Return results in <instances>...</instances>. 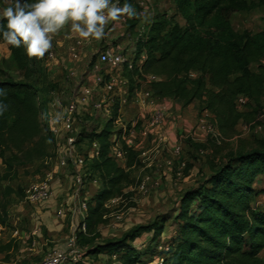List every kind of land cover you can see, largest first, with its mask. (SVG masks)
Returning <instances> with one entry per match:
<instances>
[{
	"label": "trees",
	"instance_id": "trees-1",
	"mask_svg": "<svg viewBox=\"0 0 264 264\" xmlns=\"http://www.w3.org/2000/svg\"><path fill=\"white\" fill-rule=\"evenodd\" d=\"M124 2L120 0L119 5ZM128 2L136 11L139 9L137 0ZM172 2L175 16L182 17L186 24L182 27L168 19L167 13L150 19V25L135 42L137 60L142 54L145 60L140 68L124 72L130 93L141 87L139 81L156 77L158 80L149 84L154 98L172 99L184 107L198 102L200 115L208 111L213 116L217 133L232 137L237 126L250 116L238 107L239 98L246 99V106L257 113L262 110L264 32L240 34L230 18L235 13L264 9V0ZM135 17L141 26L144 20ZM0 23L6 24V20ZM11 56L17 68L26 73L27 80L0 82V87L7 90L3 102L8 105V110L0 115V194L6 197L20 193L4 187V183L16 179L19 170L29 163L48 157V147L56 143L41 108L38 88L29 81L36 74L34 58L27 55L23 46H11ZM252 65L259 66L257 72L252 71ZM116 106L120 110V104ZM117 117L118 114L112 121ZM109 134L104 129L100 139L107 140ZM95 143L100 144L99 155H86L91 159L86 164L92 176L98 175L103 190L86 204L85 217L80 215L83 218L76 234L78 246L85 257L117 254L122 264H141L143 256L138 246L132 244L144 233L154 232L158 237L154 236L153 241L160 240V228L137 226L120 239L108 241H100L98 230L107 224L103 214L106 203L121 194V187L130 178L126 170L138 165L139 154L123 145L124 168L101 143ZM263 171L264 149L253 150L225 161L203 185L187 192L174 215L176 236L167 243L169 250L156 259L153 257L151 264H159L162 257L164 264H264L260 256L264 251V210L253 204L254 185ZM195 202L197 207L193 208ZM6 223L5 207L4 213H0V225ZM9 251L8 245L0 243V255ZM149 254L155 256L157 250Z\"/></svg>",
	"mask_w": 264,
	"mask_h": 264
},
{
	"label": "rangeland",
	"instance_id": "rangeland-1",
	"mask_svg": "<svg viewBox=\"0 0 264 264\" xmlns=\"http://www.w3.org/2000/svg\"><path fill=\"white\" fill-rule=\"evenodd\" d=\"M119 1L113 0V2L118 3ZM151 2L148 6L150 19L167 13L168 19H172L182 27L185 26L184 19L180 16H175V11L170 8L166 0H151ZM10 3L11 0H0V9L9 6ZM122 18L118 22L109 21L104 26L105 36L99 41L80 38L78 34L72 31L71 23L69 22L63 29L53 35L52 48L44 57L39 59L33 57L36 74L29 81L33 82L38 88L41 108L46 122L50 118H53V115H60V113L63 115V119L67 120L69 107L73 103H76L79 94L82 93L81 91H84L86 87L92 89V97H89V99L91 98L89 107L91 114H93L92 120L88 121L87 117L90 118L91 116L87 112H84V108L81 106L77 107V112L72 118L79 125L78 133L82 129L86 135L84 138L87 140V146L81 149L85 153H91L92 155L94 152L93 145L91 146L93 141L94 144L95 142L101 143L108 150L110 156L116 157L117 144L121 145L122 143L120 137L123 126L129 127L134 122L145 124L146 120H148L146 117L143 121L142 117L135 113L137 110L132 113L135 109H138L137 106L141 99H144L142 96L147 92L148 85L143 81L142 86L138 88L139 96L131 94V97L127 99L126 105L123 103L124 105L121 110H117V106H108V97H106L107 101L101 111L94 108V105L100 104L102 99L101 87L96 82L97 76L93 73L100 54L109 47L119 44L132 50L136 47L135 42L140 29V26L138 28L137 25L139 20L136 17H132L124 22ZM230 22L234 30L240 34L244 32L259 34L264 32V9L235 13L231 16ZM75 48L76 50H74ZM258 68V65H252L251 67L254 72H257ZM103 72L102 67L97 71L98 74ZM8 80L18 82L26 81L27 79L26 73L20 71L12 60L11 46L0 38V82ZM52 105H55V107H52ZM193 105L199 114L197 123L188 132L177 134V143L181 144L178 145L181 147H179L181 149V156L175 157L174 153L178 148H170L169 142H162V138L158 139L157 133L149 138L139 137L136 140L139 163L134 168L126 170L130 176L129 182L121 187V194L118 197L107 202L105 205L103 214L107 219V224L101 225L98 228L101 234L100 241L120 239L137 226H152L156 230L160 228V240L153 241L154 236L157 235L151 232L144 233L138 238L136 243L132 244L138 246V251L143 256L141 264H151L152 261H155L152 258L156 259L161 253H164L169 240L176 236L174 215L180 209L181 198L187 192L203 185L214 173L219 171L225 161L235 158L239 154L264 149V98L261 101L262 110L260 113H257L256 109L246 105L240 107L243 113L250 116L245 122L243 121L237 126L234 135L229 138L222 137L220 134L208 135L197 131L198 122L203 118V115L199 113L200 104L195 102ZM106 109L109 110V114L105 112ZM79 112H81L80 115L78 114ZM204 113L206 115V112ZM116 114L119 117V119L117 117L118 123L115 120L112 121V119H115L114 116ZM206 121L212 123V118L206 117ZM104 129H108L110 132L107 140L100 139V135ZM75 134L77 135V132ZM202 136L204 138L199 140ZM64 139L65 142L61 145L68 146L67 141L69 142L71 138ZM72 139L75 142V146L69 145L70 151L74 152L77 140L76 138ZM157 141L162 142L163 145L158 146ZM57 149L56 143L55 146L48 147V157L29 163L28 169L26 168L27 170L22 169L16 179L7 182L20 193V196L14 194L6 197L4 194H0V213H4L5 207L10 212H16L18 207L17 197L25 198L26 196L21 187L24 190H28L31 185L47 179V176H50V180L52 179V191L56 181L61 178V186L63 185L61 192L67 191L68 193L69 191V195L72 194L73 197L76 195L77 199L85 201L86 204L96 199L97 195L103 190V187L101 181L98 179V175L92 176L87 171L86 163L91 159H88L86 155L79 153V156H76V162H78V159H84L85 161L81 167L75 163L74 159H70L71 156L65 155L64 161L66 162L65 167H67V171L65 170L62 173V170L58 169L56 172L50 171L49 174L46 173L47 169L55 163L52 160L55 157L58 158V154H56ZM51 157L54 158L52 159ZM61 158L59 156L58 160L60 163L62 161ZM174 158L175 167L172 170L167 169L165 165L166 161L173 160ZM119 163L122 167H126V162L120 161ZM145 163L146 165L148 164L149 168L146 167ZM89 164L92 165L91 162ZM151 164H153L152 167H150ZM182 164H186V167L182 168ZM1 171H5L2 165ZM164 173H166V176H164ZM85 174H90L91 177L85 179L87 182L78 193L76 177L78 175L85 177ZM66 175L72 178L67 177L66 179ZM145 178H149L150 181L146 190H141V185ZM4 186H6V183H4ZM254 190L256 193L253 197V204L260 210H264V171L257 177ZM21 191L24 193H21ZM63 194L65 195V193ZM196 207L197 203L195 202L193 208ZM77 215L78 217L82 215L80 210L76 212L75 216ZM83 217H85V214ZM83 217L80 216L79 219ZM0 243H7V238H1L0 236ZM155 249L157 250V254L151 256L149 253L155 251ZM14 250L9 256L0 260L4 262L8 261L11 264H21L16 255L17 247H14ZM260 256L264 260V251ZM85 258L80 264L86 261ZM118 258L117 254H114V259H112V256L102 254V262L100 264H122ZM89 262L90 260H87V263Z\"/></svg>",
	"mask_w": 264,
	"mask_h": 264
},
{
	"label": "crops",
	"instance_id": "crops-1",
	"mask_svg": "<svg viewBox=\"0 0 264 264\" xmlns=\"http://www.w3.org/2000/svg\"><path fill=\"white\" fill-rule=\"evenodd\" d=\"M147 91H149V87L147 86ZM83 92V91H81ZM92 97V96H90ZM144 99H141L138 109L136 110V114L141 116L140 118L143 120L146 117L149 118L156 111L160 110L162 107H167L166 117L163 123L158 128V139L162 138V142H169L170 148H178L181 147L177 143V134H182L183 132H188L192 129L197 120L199 118V114L195 106L192 104L188 107H184L180 102H177L172 99H148L142 96ZM90 101L86 105L81 106L84 108V112H87L90 118L87 117L91 121L93 114H91L90 109ZM79 115L81 112L78 113ZM63 115H53V118L47 120L48 126L55 136L56 145L58 146L56 154H58V158L51 157L55 162L53 166L47 169L46 173H50V171L62 170V173L65 172L66 162L65 155L71 156V160L74 159L76 162V156L78 154L82 155H90L93 157L91 153H85V151L81 148L87 146V140L84 131L79 132V125L77 121H73L72 125H68L66 120L63 119ZM91 119V120H90ZM77 132V135L75 134ZM203 135V134H200ZM196 138L197 135H195ZM199 136V135H198ZM76 138L77 145L76 150L74 152L70 151L69 142L67 145H61L65 142V139ZM204 137H200L199 140H202ZM158 142V146L163 145L162 142ZM62 147H61V146ZM166 145V144H165ZM75 146V145H74ZM180 147V148H179ZM81 149V150H80ZM176 149V151L178 150ZM69 150V151H68ZM83 150V151H82ZM181 150V149H180ZM59 156L62 157L61 163L59 162ZM175 156V154H174ZM73 157V158H72ZM62 164V165H61ZM146 165V163H145ZM148 165V164H147ZM146 165V167H148ZM151 164L150 167H152ZM87 171L89 170L88 166ZM28 167H23L19 170V172L24 169L27 170ZM56 168V169H55ZM149 168V167H148ZM75 169V168H74ZM67 171V170H66ZM54 172V173H55ZM166 176V173H164ZM70 177L68 175L65 176ZM86 178H90V174H85ZM72 178V177H70ZM168 180V179H167ZM61 178L56 181L53 187V196L50 201L33 204L27 200V189H25V198L17 197V211L10 212L7 210V223L5 225H0V236L1 238H7V243H2L3 245H8L10 247V251L0 255V259L5 258L11 254V252L15 251L14 247H17V258L21 262V264H37L49 255H51L54 251L57 250H65L67 242L72 235H76L79 232V223L80 219L76 215V212L79 210V202L80 199H77L76 195L74 197L68 191L61 192ZM87 182V181H86ZM95 184V183H94ZM97 184V183H96ZM66 185V184H65ZM11 187L10 183L6 182V186ZM65 187V186H64ZM13 189V187H11ZM68 188V187H67ZM21 189H23L21 187ZM71 189V188H70ZM15 190V189H14ZM16 191V190H15ZM63 193H65V196ZM14 195V194H13ZM65 196V197H63ZM62 213V214H60ZM100 228V226H99ZM99 230V229H98ZM4 235V237H3ZM142 244V243H141ZM13 245V246H12ZM143 246V245H140ZM13 248V249H12ZM12 249V251H11ZM109 255V254H107ZM101 256L98 257H86L85 262L82 264H100L102 262ZM112 259H114V255ZM22 259V260H21ZM87 260H90L87 263ZM0 264H11L8 261L0 260ZM14 264V263H12ZM17 264V263H15Z\"/></svg>",
	"mask_w": 264,
	"mask_h": 264
},
{
	"label": "built area",
	"instance_id": "built-area-1",
	"mask_svg": "<svg viewBox=\"0 0 264 264\" xmlns=\"http://www.w3.org/2000/svg\"><path fill=\"white\" fill-rule=\"evenodd\" d=\"M166 2L169 4L170 8H172L175 11V7L173 5L172 0H166ZM139 9L137 10V16L144 20V22L141 24L139 29V34H142L145 27L149 26L151 23L150 17H149V4H151V0H137ZM169 10V8H167ZM129 19V17L125 16L122 18L124 22ZM145 24V25H144ZM139 28V26H138ZM76 50V48L74 49ZM145 60V55L142 54L140 59L137 60V47L135 49H129L127 47H124L123 45H115L112 47H109L104 52H102L98 58L97 66L94 69V74L96 77V82L101 87L102 92V99L100 101V104H95L94 108L101 111L103 109V105L106 103L108 97V106H115L116 103L120 104V110L123 103H127V99L131 97V93L129 90V83L127 79L124 77L125 70H133L135 67H141L143 64V61ZM264 65V61H263ZM102 67L104 70L103 73L98 74L97 71ZM98 74V75H97ZM158 79L156 77L150 76L147 78V81L144 82L149 87V91H147L143 96L148 99H157L153 97V94L151 92L149 84L151 82L157 81ZM141 81H139L140 86H142ZM104 92V94H103ZM92 89L89 87L84 88V91L79 94L78 99L76 103H73L69 107V113L68 118L66 120V123L70 125L73 121V116L77 112L78 106L86 105L89 101V97L92 96ZM133 94L136 96H139V90L136 88L133 92ZM106 95V96H105ZM238 107H243V105H246V99L239 98L237 101ZM52 107H55V105H52ZM105 112L109 114V110L106 109ZM203 113V118L198 122L197 131L206 133L208 135H215L218 134L214 125L212 123H209L206 121V117L213 118V116L208 112L205 111ZM167 113V107L164 106L160 110L156 111L153 115H151L148 120H146L145 124H140L139 122L132 123L129 127H124L122 129L121 133V145H118V149L116 150V158L118 161L125 162L124 155L122 153L123 145H125L127 148L138 152V145L136 143V140L141 138H149L152 135H155L158 132L159 126L163 123ZM119 119V117H118ZM119 121V120H118ZM144 121V120H143ZM117 122V120H116ZM118 123V122H117ZM120 141V142H121ZM69 144L74 146L75 142L71 138L69 140ZM99 145L97 143L93 144V155L98 156L99 155ZM175 157L181 156V150L178 149L175 151ZM141 158V157H140ZM84 159H78V166L84 165ZM166 168L169 170H172L175 167V158L173 160H168L165 163ZM182 168L186 167V164L181 165ZM86 177L82 175H78L76 177V184L78 193L81 191L86 183ZM52 179L50 180V176H47V179H45L42 182L35 183L29 187L27 190V200L30 203L33 204H39L48 202L51 200L53 196L52 191ZM150 181L149 178H145L143 180V183L141 185V190H146V187L148 185V182ZM79 198V197H78ZM79 210L82 213V215L85 214L87 210V205L85 201L79 202ZM62 214V213H60ZM82 230L85 231V225L82 226ZM169 250V246L165 248V251ZM85 252L78 246L76 235H72L66 245L65 250H57L54 251L51 255L43 259L37 264H78L82 261H84ZM165 259L162 257L159 260V264H164Z\"/></svg>",
	"mask_w": 264,
	"mask_h": 264
},
{
	"label": "clouds",
	"instance_id": "clouds-1",
	"mask_svg": "<svg viewBox=\"0 0 264 264\" xmlns=\"http://www.w3.org/2000/svg\"><path fill=\"white\" fill-rule=\"evenodd\" d=\"M135 17V7L125 0H11L0 9V37L10 46L24 47L29 57L42 58L52 48V37L71 23L74 33L84 40H101L104 26L122 17ZM7 90L0 87V115L8 110L3 101Z\"/></svg>",
	"mask_w": 264,
	"mask_h": 264
}]
</instances>
